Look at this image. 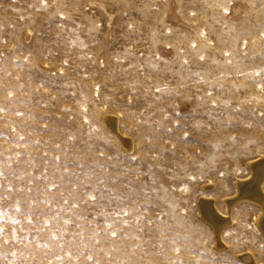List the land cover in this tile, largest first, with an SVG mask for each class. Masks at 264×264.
Listing matches in <instances>:
<instances>
[{
    "label": "rangeland",
    "instance_id": "374dc122",
    "mask_svg": "<svg viewBox=\"0 0 264 264\" xmlns=\"http://www.w3.org/2000/svg\"><path fill=\"white\" fill-rule=\"evenodd\" d=\"M261 159L264 0H0V264H264Z\"/></svg>",
    "mask_w": 264,
    "mask_h": 264
},
{
    "label": "bare ground",
    "instance_id": "6f19581e",
    "mask_svg": "<svg viewBox=\"0 0 264 264\" xmlns=\"http://www.w3.org/2000/svg\"><path fill=\"white\" fill-rule=\"evenodd\" d=\"M255 168L254 176L251 177L252 179L249 180L245 185L241 188L243 193H246L245 195H250L249 198L255 200L258 202L262 208H264V196L262 194V181L259 182L260 179H263L264 176V159L258 162ZM242 186V185H241ZM238 193V192H237ZM244 195V194H243ZM246 196V197H247ZM252 196V197H251ZM244 197V196H242ZM245 198V197H244ZM247 198V199H249ZM202 200V199H201ZM202 203V202H201ZM213 203V202H212ZM208 210V209H207ZM211 211V210H210ZM212 212V211H211ZM264 212V210H263ZM213 213V212H212ZM209 214V213H208ZM264 214V213H263ZM210 219V217L208 218ZM226 219V218H225ZM264 219V215L262 220ZM211 221V220H210ZM263 223V222H262ZM263 226V225H262Z\"/></svg>",
    "mask_w": 264,
    "mask_h": 264
}]
</instances>
